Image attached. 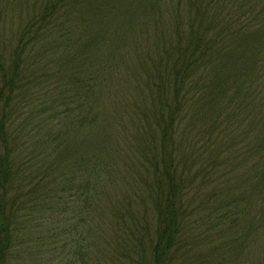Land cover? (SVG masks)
<instances>
[{
    "label": "trees",
    "instance_id": "trees-1",
    "mask_svg": "<svg viewBox=\"0 0 264 264\" xmlns=\"http://www.w3.org/2000/svg\"><path fill=\"white\" fill-rule=\"evenodd\" d=\"M0 264H264V0H0Z\"/></svg>",
    "mask_w": 264,
    "mask_h": 264
}]
</instances>
